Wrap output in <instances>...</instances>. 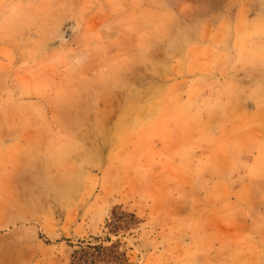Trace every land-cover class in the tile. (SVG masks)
I'll use <instances>...</instances> for the list:
<instances>
[{"label":"rangeland","instance_id":"rangeland-1","mask_svg":"<svg viewBox=\"0 0 264 264\" xmlns=\"http://www.w3.org/2000/svg\"><path fill=\"white\" fill-rule=\"evenodd\" d=\"M0 264H264V0H0Z\"/></svg>","mask_w":264,"mask_h":264},{"label":"trees","instance_id":"trees-1","mask_svg":"<svg viewBox=\"0 0 264 264\" xmlns=\"http://www.w3.org/2000/svg\"><path fill=\"white\" fill-rule=\"evenodd\" d=\"M131 216L132 217H134V219L136 220V216L134 215V214H131ZM112 228H114V229H118V228H120V224H119V222L117 221V219H116V221L112 224ZM107 240H111V237L109 236L108 238H107ZM90 247V246H89ZM98 248V247H97ZM82 256H78V258H81Z\"/></svg>","mask_w":264,"mask_h":264}]
</instances>
